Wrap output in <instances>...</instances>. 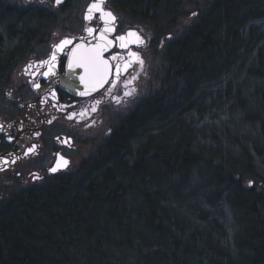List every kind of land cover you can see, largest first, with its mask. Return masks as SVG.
<instances>
[{
	"label": "trees",
	"instance_id": "1",
	"mask_svg": "<svg viewBox=\"0 0 264 264\" xmlns=\"http://www.w3.org/2000/svg\"><path fill=\"white\" fill-rule=\"evenodd\" d=\"M17 4L0 3V92L49 29L43 8ZM193 8L197 12L191 26L166 50L171 56L158 69V86L120 118L114 133L102 139L77 173L22 189L1 203L0 264H127L129 257L133 264H202L196 246L204 250L208 264H264V256L257 255L264 245L258 240L255 199L249 190L259 186L260 178L247 175L257 162L248 150L264 138H245L237 121H229L236 134L224 135L238 158L228 161L211 153L209 179L199 177L204 181L188 195L211 205L209 215L193 205L197 224L206 222L205 232L196 239L191 233L187 237L191 221L176 222L167 215L169 210L180 212L175 204L184 199L182 182L187 184L192 168L202 162L201 150L195 153L191 145V127L183 124V112L207 98L216 100L213 96L230 103L237 94L242 98L231 112L244 108L249 122H262L258 128L264 134V0L195 1ZM225 82V91L219 93ZM240 151L251 161L242 159ZM224 196L240 215V243L232 248L221 243L230 240L226 224L218 228L219 235L213 226L215 216L227 218L222 213ZM217 237L221 251L213 247Z\"/></svg>",
	"mask_w": 264,
	"mask_h": 264
},
{
	"label": "flooded vegetation",
	"instance_id": "2",
	"mask_svg": "<svg viewBox=\"0 0 264 264\" xmlns=\"http://www.w3.org/2000/svg\"><path fill=\"white\" fill-rule=\"evenodd\" d=\"M3 1H27L43 8L49 29L46 38L0 92V205L9 197L12 184L22 189L41 187L76 174L82 167L84 150L94 146L100 137L102 141L114 133L119 121L113 124L109 118L113 106L129 100L125 106L127 112L148 96L142 89L149 73L148 54L167 50L171 40L191 26L197 12L193 8L195 1L236 0H104V9L117 18L109 39L128 31L139 32L145 44L139 47L133 44L130 49L139 53L144 64L142 68L134 64L127 72H122L119 81L114 79L113 72L103 87L86 95L68 88L66 76L76 45L97 43L86 29H96L94 35L98 37L103 27L99 13H95L92 20L85 18L94 0H62L60 4L56 0H0V3ZM141 24L151 29L152 37L144 34ZM64 39L72 43L56 51L55 46ZM54 52L56 60L51 61ZM127 53L128 49L112 47L105 51L104 57L113 65L123 64V60L111 61V56L118 54L128 59ZM45 61H51V71ZM128 81L131 83L125 88ZM126 91H131L132 95H124ZM64 161L68 162L66 166ZM259 164L255 163L254 173H260L256 175L260 178L258 185L263 188L257 186L251 193L259 225L258 240L264 245V169ZM57 165L60 167L56 172L50 171ZM235 176L237 179L241 175ZM247 179L248 185L253 186L254 180ZM257 255L264 256V252L259 249Z\"/></svg>",
	"mask_w": 264,
	"mask_h": 264
},
{
	"label": "rangeland",
	"instance_id": "3",
	"mask_svg": "<svg viewBox=\"0 0 264 264\" xmlns=\"http://www.w3.org/2000/svg\"><path fill=\"white\" fill-rule=\"evenodd\" d=\"M9 2H11V4L13 5H18L17 3L24 4V5H31L27 1H9ZM141 26H142L141 29L143 30L144 34L147 35V37L153 36L151 29L149 27L142 25V24ZM170 56H171L170 53H168L166 50L157 51L152 54L151 53L148 54L149 73L146 77V80L143 82V85H142L143 87L142 89L145 90L147 93L151 87L158 86L159 84L158 76H157L158 69H160L163 65L166 64L167 59H169ZM224 84H225L224 86L218 89L219 93H222L225 91L227 84L226 82ZM237 89L238 87L233 88L232 89L233 93L236 94ZM253 89L254 88H252V91ZM243 91H245V88H243ZM247 92H250V90L246 89V93ZM243 94L242 96L246 95V94L245 95ZM194 95L196 96L197 93H195ZM238 96L239 95L236 94V97L231 98L230 99L231 101L229 100L230 103H228V100L224 96H221L222 99H217L219 97L213 96L216 98V100L207 98L206 101L202 105L194 106L190 109V111H187L186 113L183 112L181 115L183 124L191 127V131H192L191 145L195 149L194 150L195 153H198L197 151L201 150V153L199 154V158L202 159V162L199 163L196 167H194V169L192 168L189 179L187 180L188 183L184 184V182H182V188L180 189V195L183 196L184 199L182 200V202L180 200H177L176 201L177 203L175 204L180 209V212L179 213L176 212L173 215L172 212L169 210V213L167 215L173 219L172 221H176V222H179V221L190 222L191 221L190 229L187 230L185 228V230L187 231V234H186L187 237L191 233V237L196 239L199 235L201 237L202 233L205 232L204 229L206 226V222L205 220H203L204 222H200L197 224L196 222L198 220L197 213L193 205H197V209L198 211H200L199 213H203L205 215L208 214V213L206 214V211H210L209 207H211V205L208 206L206 202H203L204 199H202V197H199L198 199H196L198 201H196L193 199L191 200V196H189L188 198V195L194 194L196 191L195 189L198 190L199 188V185L197 184H202V182L204 181L201 178H200L201 180H199V177L204 176L206 177V180L209 179L208 176L210 172L209 170L210 165L208 161L213 158L211 153L215 152V154H217L216 157H220V155L222 156V158L227 156L228 161H231L235 157L238 158L235 146L233 147V149L230 148V150L232 149L231 151L226 146V138H225L226 136L224 135L225 132L230 133L232 131L230 133L231 136L235 135L237 132L232 129L231 124H229V121L230 120L237 121L238 126L240 127L239 131L243 133V136L245 138L249 137L250 139H252V141H255L256 138L258 137L264 138L263 131H261V129L258 128V126L261 127V124H262L261 121L256 122L254 124H252V122H249V120L245 118V111L243 107H242L243 112L241 110H239L240 112L237 111V113L231 112L232 106H234V104L236 103V101H238V99L242 98L241 96L237 98ZM128 101L129 100H125V101L123 100L119 104H115L113 106V112L109 115V118L111 122H113V124H116L119 121L120 115L123 116L126 113L125 106ZM184 104H188V103H184ZM175 136H177L176 137L177 140H180L181 136H179V134H176ZM217 139H221V143L218 145L216 141ZM100 144H101V137L98 139V142H96L94 146L92 147L90 146L84 150L83 159L89 158V155H91L92 152L95 153V151L97 150ZM191 145L189 146L191 147ZM253 148H254L253 150L249 149L248 152L251 153V156L253 154L252 158L254 159V161L256 160L260 163H263L264 162V139L262 143H257L256 145H254ZM209 150H211V152ZM238 154H241L243 156L242 159H245L246 162L251 161V158L247 156L248 153L245 154L244 152L240 151L238 152ZM214 162H215L214 163L215 165L214 164L212 165L216 166V161ZM215 168L212 167V169L211 168L210 169L213 171L215 170ZM247 169L248 168L246 167L245 173L247 172ZM250 174L252 176L254 175L256 178H259L260 176V173H257V172L255 173L252 171L247 172V175H250ZM256 174L259 176H257ZM248 177L252 178L251 176H248ZM21 189H22L21 186H18L17 184L10 185L9 187L10 193H9V197L7 198V200H9L10 196L19 194ZM249 190L252 191L251 189ZM200 191L202 193V196L207 195V193L203 192L201 189ZM188 202H190L192 206L191 205L189 206ZM213 202H217V199L214 200ZM224 202L225 204L223 203L224 206H223L222 213L225 214L227 218H225L224 216L221 217L220 215L215 216L213 219L214 220L213 226L216 227L215 233L217 232V234L219 235L221 231H219L218 228H220L222 223L226 224V226L229 229L228 238H230V240H227L221 243L222 245H226L228 243L230 247L232 248L233 244H235V247H236V246H239V243H240V241L237 238L238 231H241L240 229L241 223L238 220L240 215L238 216L237 212H234L233 210L229 208L228 200L226 199L225 196H224ZM217 205L220 208L222 207L221 202H218ZM192 224L194 227L192 226ZM208 228L210 229L211 225L208 226ZM219 237L221 238V235ZM219 237H217L218 240L216 241V245H213V247L221 251V247H220L221 245L219 244ZM201 247L203 249V246ZM196 249L199 250L198 258L204 260L202 264H208L209 259H208V256L204 257V250H200L199 246H196ZM127 264H133V261L130 257H129V260L127 261Z\"/></svg>",
	"mask_w": 264,
	"mask_h": 264
},
{
	"label": "snow or ice",
	"instance_id": "4",
	"mask_svg": "<svg viewBox=\"0 0 264 264\" xmlns=\"http://www.w3.org/2000/svg\"><path fill=\"white\" fill-rule=\"evenodd\" d=\"M56 2L57 4H60L62 0H56ZM103 3L104 0H94V2L89 6L87 15L85 17L88 20H92L95 13L100 14L99 19L103 22V27L100 29L98 37L94 35L96 29L91 27L86 29L89 36H93V38L97 40V43L91 46L84 43L77 45L72 51V59L68 64L69 68H72L74 64L77 67L84 68L88 80L93 85V90L99 87H103V85L108 82L109 77L113 76V72L114 79L119 81L122 72H127L128 69L131 68L134 64L139 65L141 68L144 64V61L139 53L130 49V45L134 44L139 47L145 44V40L139 32L128 31L124 35H117L114 39H109V35L115 31V22L117 18L111 11H107L104 9ZM71 43L72 41L69 39L62 40L60 44L55 46L56 51H62L65 46ZM112 47L128 49V59H124L118 54L111 56V61L123 60V64L113 65L109 62L108 59H105V51ZM55 60L56 54L54 52L51 56V61ZM51 61L43 62L44 64H47L49 66V71H51L52 67ZM47 74L48 73H44V75ZM81 79L83 80L85 79V77H81ZM130 83L131 81L126 82L125 88H127L128 84ZM36 87L39 88V85L37 84ZM86 94L88 93H82V95ZM124 95L131 96L132 92L126 91ZM117 102H119V98H117ZM99 103L100 101H97V104ZM92 110L95 111L96 109L93 108ZM32 150L33 149H30L29 151ZM5 163L7 162L5 161ZM67 163V161H64V166H66ZM58 167H60V165L53 167L52 169H50V171L56 172Z\"/></svg>",
	"mask_w": 264,
	"mask_h": 264
},
{
	"label": "water",
	"instance_id": "5",
	"mask_svg": "<svg viewBox=\"0 0 264 264\" xmlns=\"http://www.w3.org/2000/svg\"><path fill=\"white\" fill-rule=\"evenodd\" d=\"M93 2L94 1H92V3ZM71 59H72V55L70 60ZM81 77H85V79L82 80ZM66 80H67L68 88H70L74 92L87 93L93 91V85L88 80L84 68L77 67L75 66V64L73 65L72 68H69L68 75L66 76Z\"/></svg>",
	"mask_w": 264,
	"mask_h": 264
}]
</instances>
